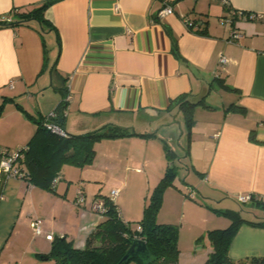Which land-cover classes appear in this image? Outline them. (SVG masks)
Wrapping results in <instances>:
<instances>
[{"label":"crops","instance_id":"obj_1","mask_svg":"<svg viewBox=\"0 0 264 264\" xmlns=\"http://www.w3.org/2000/svg\"><path fill=\"white\" fill-rule=\"evenodd\" d=\"M42 1L0 0V22L10 20L14 8L30 10ZM165 5L173 12L159 15ZM45 17L60 41L48 33L46 43L59 51L53 69L48 57L44 64L36 29L0 26V101L13 97L35 118L54 111L51 121L70 134L117 125L145 135L101 138L91 162L61 166L53 190L6 177L0 194V264H46L54 236L85 248L100 221L89 210L88 191L94 201L96 194L109 196L116 189L121 219L138 221L134 217L142 215L145 198L173 163L168 150L184 162L186 173L181 186L173 180L163 191L156 219L177 225L179 264H203L212 250L207 232L230 223L217 212L227 206L212 212L204 202L229 205L239 193L264 201V0H56ZM200 18L205 32L189 30L186 19ZM233 31L238 37L230 41ZM174 40L179 56L172 51ZM221 56L227 62L216 81ZM182 94L202 100L190 109L189 140L182 107L173 101ZM231 104L245 107V113L227 111ZM35 130V122L7 102L0 116V149L25 146ZM184 135L182 158L170 143L181 146ZM192 171L198 181L194 174L188 180ZM102 187L110 190L103 193ZM79 191L84 199L75 204ZM249 208L247 213L264 220V210ZM35 219L41 221V234L30 226ZM190 253L195 262H188ZM228 253L232 259L264 256V225L240 224Z\"/></svg>","mask_w":264,"mask_h":264},{"label":"trees","instance_id":"obj_2","mask_svg":"<svg viewBox=\"0 0 264 264\" xmlns=\"http://www.w3.org/2000/svg\"><path fill=\"white\" fill-rule=\"evenodd\" d=\"M54 1L56 0H43L39 5L30 10L14 8L9 13L12 16L11 19L0 22V26L28 25L36 29L42 37L45 53L44 64L47 62L46 42L50 31L55 33L56 43L60 44L57 29L45 17L46 8ZM205 24L206 21L200 18V20H192L191 24L187 23V26L189 30L203 33L205 32ZM196 25L197 28L194 29ZM172 51L176 56H179L175 40L172 45ZM58 54L59 51H57L52 69L56 65ZM215 77L214 80L218 81L219 78ZM62 91L65 90L62 88ZM65 96V92H63L60 101L62 111L66 107ZM173 101L182 107L187 127V140H189L192 125L190 109L196 104L201 103L202 100L190 101L186 94H182ZM7 102H13L17 109L32 119L36 124V130L25 146L17 148L14 151L0 149V161L10 153L16 152L17 157L12 163V169L16 171L14 176L43 189H54L53 181L57 180L62 165L70 164L82 167L91 162L95 154L94 143L101 138L132 134L145 135L144 133H137L125 127L113 125L102 126L98 129L79 134L66 132V136H61L51 131L45 125L48 115L35 118L19 102H16L13 97L3 96L0 101V116ZM226 110H236L245 113L246 108L241 105L231 104ZM250 138L253 141L256 140L252 133ZM171 155L172 153L168 150V158ZM176 172L177 170L172 164L166 167L158 184L145 198L142 217L138 221L122 220L116 202L111 200L109 196L96 194L95 199L102 198L105 209L95 230L87 238L86 247L83 249L74 248L72 242L67 240L65 236H54L51 240L50 251L46 255L53 258L55 264H118L131 242L138 237H142L150 255L149 259L141 261L137 257H131L119 264H128L131 260H136L137 264H179L177 225L158 223L156 219L157 212L162 203L163 191L168 186L173 185ZM6 176L7 173L1 170L0 194ZM249 203L253 208L264 210V201H261V199L253 196ZM217 212L227 216L230 223L225 228L211 229L207 232L208 243L211 245L212 250L203 264H264V256L232 259L228 253L231 240L240 224L246 222L254 226L264 225V220L246 219L238 211L231 209L217 210ZM137 225H140L141 230H137ZM95 241H98L99 244L96 245Z\"/></svg>","mask_w":264,"mask_h":264},{"label":"rangeland","instance_id":"obj_3","mask_svg":"<svg viewBox=\"0 0 264 264\" xmlns=\"http://www.w3.org/2000/svg\"><path fill=\"white\" fill-rule=\"evenodd\" d=\"M202 3H207L208 2V0H200ZM210 1V0H209ZM47 57H48V62L50 63V64H52L53 63V61H54V58H55V56H56V54H55V51L52 49V45L50 44V43H47ZM54 76H55V74H53ZM53 84H58L57 82L58 81H56V79L55 78H52V81H51ZM49 93L50 94H52V95H54V97H55V95L58 97L59 96V94H55V92H53V90H49ZM59 93V92H58ZM182 117V116H181ZM180 117V119H181V123H182V125L184 126L185 125V123H184V121L182 120V118ZM183 130H184V134H185V132H186V129L185 128H182ZM185 136L186 135H184V136H182V138L180 139V143H181V146H179V145H177V143H170V148L173 150V151H175L178 155H181L182 156V158H183V156H184V154H185V147H186V142H185ZM172 151V152H173ZM170 160L171 161H173V163H170V164H172L173 166H175V168H176V170H177V172H176V175H175V177H174V183L176 184V185H178V186H181L183 183H182V180H183V177H184V175H185V173H186V168L184 167V162H179V160H178V157H176L175 156V158H174V155L172 156L171 155V157H170ZM193 174L196 176V181H198L199 180V176L194 172V171H192V175L191 176H189V177H187L188 178V180L190 179V180H193L194 179V176H193ZM192 177H193V179H192ZM189 182V181H188ZM103 193H105V192H107V191H109L110 189H109V187H102V189H100ZM112 190V189H111ZM111 190H110V192H111ZM90 191H88L87 192V196H88V205H89V210L92 212V213H94L95 215H97L98 216V214H97V212L95 211V210H93L92 209V203H93V200L91 199L92 198V191H91V193H89ZM88 193H89V195H88ZM92 200V201H91ZM204 200H206V199H204ZM83 201V200H82ZM81 201V202H82ZM223 201H226V200H223ZM80 202V203H81ZM76 203H78L77 201H75V204ZM206 205H208L209 207H210V211H212L213 212V209H211V208H214V207H222L223 208V206H227L229 209H234V210H236V211H238L239 212V214L243 217V218H250L249 217V215H251V214H249V213H247L248 211H251V210H249L250 208L249 207H251V205L250 204H246V203H242V204H240V203H238L237 201H233V202H230L231 204H229V205H225L224 203H222L221 205H216V204H212V203H210V202H208V201H205L204 202ZM217 207V209H219ZM248 216V217H247ZM252 217V219L253 220H262L260 217H254L253 215H251ZM69 217V216H68ZM141 218L142 217V215H138V217H134V218ZM139 218V219H140ZM75 219H72V218H69V222H72V221H74ZM43 228V227H42ZM31 236H32V234H31ZM27 239H30V233L29 234H27V237H26ZM28 241V240H27ZM185 256H187V255H185ZM193 258V259H192ZM178 259H179V257H178ZM194 259H195V257H194V255H192L191 253L189 254V256H188V262H195L194 261ZM197 259V258H196ZM197 260H199V259H197ZM204 261V260H203ZM203 261H201V262H198V263H202ZM43 263H46V264H54V261H53V258H49V259H47V260H44L43 261ZM133 263H135V264H137V262L136 261H131V263L130 264H133Z\"/></svg>","mask_w":264,"mask_h":264},{"label":"built area","instance_id":"obj_4","mask_svg":"<svg viewBox=\"0 0 264 264\" xmlns=\"http://www.w3.org/2000/svg\"><path fill=\"white\" fill-rule=\"evenodd\" d=\"M172 12H173V8L170 5H165L159 11V15L170 14ZM253 16H256V15L255 14H251L250 17H253ZM4 20L8 21L9 18H5ZM186 22L191 24L192 21L186 19ZM237 37H238V33L236 31H233L232 34H231L230 41L235 40V38H237ZM226 62H227V58L225 56H221L220 59H219L218 68L215 71V76L218 75V72H219L220 68L223 67V65ZM66 99L67 98H65V101H66ZM63 112L65 113L64 110H63ZM55 116H56V114H55L54 111L51 112L50 114H48V119H46L45 125L51 131H53V132H55V133H57V134H59L61 136H66L67 133L65 132V130L59 124H56V123L51 121V119L53 117H55ZM16 157H17V153L16 152H12L9 155H7L6 158H4L3 160L0 161V171L3 170L5 173H7L6 177H9V176L14 175L16 173L15 169H12V163L15 161ZM55 182H56V180L53 181V185L55 184ZM116 193H117V190L116 189H112L111 192H110L109 198L111 200H114ZM253 196L254 195H252V194L239 193L236 196V200L239 203H248L252 199ZM83 199H84V195L82 194V192L79 191L78 194H77V197H76V201L77 202H81ZM92 209L97 212L99 217H101L103 212H104V209H105L103 199L102 198L95 199L93 201V203H92ZM30 226H31V228H32V230H33V232L35 234H41L43 232L42 227H41V221L38 220V219L32 220L30 222ZM137 230H141L140 225H137ZM136 239H143V238L142 237H138Z\"/></svg>","mask_w":264,"mask_h":264},{"label":"water","instance_id":"obj_5","mask_svg":"<svg viewBox=\"0 0 264 264\" xmlns=\"http://www.w3.org/2000/svg\"><path fill=\"white\" fill-rule=\"evenodd\" d=\"M149 256L145 241L143 239H134L119 260L118 264L131 257H137L141 261H146L149 259Z\"/></svg>","mask_w":264,"mask_h":264}]
</instances>
